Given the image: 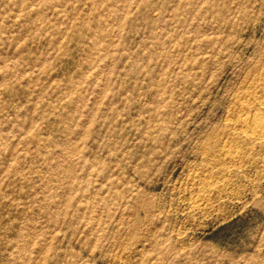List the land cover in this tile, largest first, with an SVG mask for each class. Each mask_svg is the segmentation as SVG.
<instances>
[{
  "label": "rangeland",
  "instance_id": "rangeland-1",
  "mask_svg": "<svg viewBox=\"0 0 264 264\" xmlns=\"http://www.w3.org/2000/svg\"><path fill=\"white\" fill-rule=\"evenodd\" d=\"M264 0H0V264H264Z\"/></svg>",
  "mask_w": 264,
  "mask_h": 264
},
{
  "label": "bare ground",
  "instance_id": "bare-ground-1",
  "mask_svg": "<svg viewBox=\"0 0 264 264\" xmlns=\"http://www.w3.org/2000/svg\"><path fill=\"white\" fill-rule=\"evenodd\" d=\"M244 127H246L247 134L251 138L264 137V118L255 116L252 119H244L242 121Z\"/></svg>",
  "mask_w": 264,
  "mask_h": 264
}]
</instances>
